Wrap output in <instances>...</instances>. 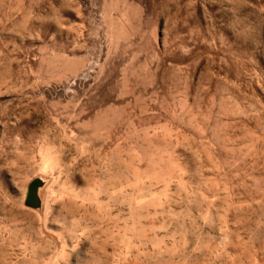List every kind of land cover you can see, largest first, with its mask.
<instances>
[{
    "label": "rangeland",
    "instance_id": "374dc122",
    "mask_svg": "<svg viewBox=\"0 0 264 264\" xmlns=\"http://www.w3.org/2000/svg\"><path fill=\"white\" fill-rule=\"evenodd\" d=\"M0 264H264V0H0Z\"/></svg>",
    "mask_w": 264,
    "mask_h": 264
},
{
    "label": "water",
    "instance_id": "95a60500",
    "mask_svg": "<svg viewBox=\"0 0 264 264\" xmlns=\"http://www.w3.org/2000/svg\"><path fill=\"white\" fill-rule=\"evenodd\" d=\"M27 201L30 205H34L36 204V199H35V193H34V190H33V185L30 186L29 188V192H28V197H27Z\"/></svg>",
    "mask_w": 264,
    "mask_h": 264
}]
</instances>
